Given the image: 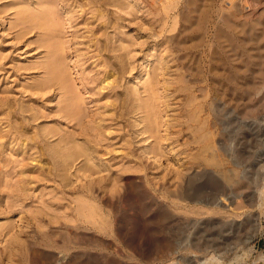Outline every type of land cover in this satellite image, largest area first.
<instances>
[{"label":"rangeland","instance_id":"rangeland-1","mask_svg":"<svg viewBox=\"0 0 264 264\" xmlns=\"http://www.w3.org/2000/svg\"><path fill=\"white\" fill-rule=\"evenodd\" d=\"M103 1L40 0L26 19L0 0V264H264V147L249 146L264 141V0ZM53 41L82 101L77 115L61 84L38 86ZM150 82L161 116L152 138L136 122L153 107H132L136 89L151 98ZM207 90L238 178H220L221 192L206 185L194 202L178 197L188 177L216 175L201 165L189 114L192 94ZM242 132L258 181L237 160ZM65 138L92 153L63 180L43 153Z\"/></svg>","mask_w":264,"mask_h":264},{"label":"bare ground","instance_id":"bare-ground-1","mask_svg":"<svg viewBox=\"0 0 264 264\" xmlns=\"http://www.w3.org/2000/svg\"><path fill=\"white\" fill-rule=\"evenodd\" d=\"M4 1H5V3H7L8 7H12V8L17 9L20 16H22L26 19L27 18L29 19V17L34 19V17L36 16V13L30 12V9H31L30 6L32 4L34 5V3H36L40 0H4ZM105 1H107V0H105ZM105 1H103V3H106ZM119 1L120 0H112V2H113L112 5L117 6L116 3H118ZM157 1H159V0H157ZM174 3L175 2L173 0L170 1L169 7L167 6L166 9L174 8ZM102 6H104V5H102ZM105 7H108V6H105ZM119 7H122V9H123V7L126 8L127 6H126V4H122V2H121ZM234 12H236V11H234ZM231 13H232V11H231ZM38 15L39 16L44 15V17H46L48 19H54V14L52 11H46L44 13L39 12ZM59 26H60V24H59ZM58 28L59 27L56 24L55 25V31ZM60 28H61V26H60ZM106 46H107V44H106ZM49 47H50V50L54 54V59H53L51 65L48 66L49 74H48L47 81L45 83H39L38 86L40 87V89H42V88H44L50 84H54V83L61 84L63 87V90L68 95L67 107L75 115H77L79 113V110L82 107V101H81L80 97L78 96L77 92L73 88H71L70 84L68 83V80H69L68 79V72L64 66L62 59H61V56L64 52V46H63V44H60L59 42L57 43L56 41H53V42H50ZM104 48H105V46H104ZM126 49H127V46H124V44H123L121 47L118 48V50H116L114 48L113 50H111V52L113 51V52L117 53L118 51L126 50ZM156 82H158V81H156ZM158 86H159L158 83H156L155 85H152V82H150L148 84V89H149V92L151 94L150 95L151 98L147 102H144L142 99L139 98V90L138 89L133 91V94L136 95V96H133L135 98V100L133 101V104H132L134 114L141 113L143 111V109L146 107H149V106L153 107L150 115H147V117L145 119H143L142 122H136L138 127L145 123L144 129L140 128L141 130L139 131L140 132L139 134H141L142 136L149 134L150 138L155 137L154 136L155 131L157 133L161 132L160 125H159L160 122L158 121V120H160V117H161L160 113L158 112V105H157V102L159 101V99H158L159 93L157 92ZM163 87H165V86H163ZM195 89L196 88H193L192 90L195 92L196 91ZM166 90H167V86H166ZM208 96H209L208 90H207V92L202 91V99L201 100L198 99L199 97H197V95L192 94V96L190 98V103H191L190 106L191 107H190L189 114L191 117L192 128L194 130L195 142H196V144L198 143L200 145V146L198 145L199 146V152L198 153H199V157H201L203 160V164H201V165H205L204 167H206V168H212L214 170V173H216V175H212V174L205 172L204 174L200 175V178H199V175H197V174H194V175L188 177L185 188H183L182 191L180 193H178V197L180 199H183V200H191L194 202H201L203 199V197H202L203 188L206 187V185L213 186V188H215V191L219 192L221 189H223L222 181L221 182L219 181L220 178H221V180H223V182L226 185H230V186L234 185L236 183V178H238V171L236 170L235 172H233L226 166V161L224 159L225 155H223L220 152V149L218 147V143H217V139H216V133L214 132L215 126L213 123V119L211 118L213 105L208 103V101H207ZM139 102H141V104H139ZM152 118H153V120H152ZM150 121H151V124H150ZM231 123L228 122L225 124L230 125ZM239 127H240V129H244L245 126H244V124H239ZM248 136L249 135L242 132L241 139L239 140V145L242 146V149L240 148L237 150V160H238V162H240V164L242 162H250L249 169L251 171L252 177L254 178L252 180V182H254V181H258L260 179V173H261L262 167L259 168V170H257V171L253 169V166H255L254 162H253L255 160V157L251 152L247 153L246 149L249 148V146L252 149H254L257 145L264 147V141L263 142L259 141V143H258L255 141V138L253 137V140L250 141V145L247 146V144L245 145V143H242V142L247 141ZM230 137L232 138V136H230ZM150 138H148V139H150ZM36 140H37V138H36ZM145 142H147V140L144 141L143 144H145ZM86 144H84V143L79 144V143H76L75 141H73L69 138H67V139L65 138V139H61V141L57 145L49 146L47 148V153H43V154L46 155L48 160L51 162L54 171L58 172L59 177L64 180L67 177V174L70 173L71 168L73 167V165L75 164V162L77 160H79L82 157H85V158L88 157L86 163L89 162V160H90L89 157L92 153L91 152L92 149H90L88 144L87 145ZM84 145H86V146H84ZM231 149L232 148H230V147H226L225 152L226 153L230 152ZM44 150H46V149H43L42 151H44ZM145 152L148 155H153L155 160H158V156L162 155V151L160 152V151H158V148L152 147L149 145L145 146ZM199 161H197V162H199ZM94 164H95V162H94ZM98 168H100V167L98 166ZM83 169L87 171L88 166L87 165L83 166ZM69 176H70V174H69ZM117 201H118V199H117ZM82 211H83V213L91 212L89 214H92V216L98 215L97 209H87V207H84V209ZM100 218L102 220L101 221L102 226L106 225L107 223H105L104 218L103 217H100ZM1 228L2 227H0V232H1ZM224 242H226V240H224ZM214 260H216L215 255H213L211 258L207 259L206 262L209 264H213ZM198 264H200V263H198Z\"/></svg>","mask_w":264,"mask_h":264}]
</instances>
